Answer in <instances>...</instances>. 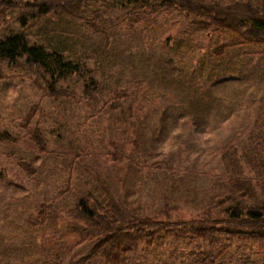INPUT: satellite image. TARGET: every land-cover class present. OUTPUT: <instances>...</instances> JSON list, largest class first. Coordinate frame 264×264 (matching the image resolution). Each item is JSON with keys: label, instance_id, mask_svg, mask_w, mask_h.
Returning <instances> with one entry per match:
<instances>
[{"label": "rangeland", "instance_id": "rangeland-1", "mask_svg": "<svg viewBox=\"0 0 264 264\" xmlns=\"http://www.w3.org/2000/svg\"><path fill=\"white\" fill-rule=\"evenodd\" d=\"M156 22L164 40L169 35V42L184 38L183 56L188 40L195 50L202 44L207 48L209 43L213 49L197 53L201 61L194 63L197 66L190 78L180 77L182 82L193 83L186 87L190 95L183 91L179 96L177 85L173 91L170 89L174 84L171 70L163 79L155 76L162 68L159 62L171 55L172 48L169 51L161 45L146 46L143 32L131 30L126 23L109 31V43L100 41L97 48L106 45L111 54L102 63L104 72L112 66L109 90L114 94L120 92L119 81L123 78L121 87L126 99L122 108L128 113L132 105L131 117H122L114 110L95 115V111L79 102V89L73 91V104L55 102L45 96L34 75L35 85L22 69L0 67V128H9V132L21 136L16 145H0V171L6 175L0 177V264H99L101 251L94 242L75 246L78 237L73 228L77 224L67 214L86 192L106 196V185L135 212L153 215L167 204L176 207L172 212L175 221L199 218L197 212L208 210L211 202L224 194L223 152L228 143L229 149L234 146L238 149L256 129V116L264 108V68L259 76L258 73L253 76L254 83L257 80L255 91L240 97L236 84L226 89V83L231 81L229 75L204 79L217 66L231 67L235 72L240 69L241 65L234 60V50L230 56L227 52L216 54L222 45L235 43L231 39L235 35L230 38L228 34H220L201 41L200 29L178 25L175 32L164 22ZM5 24L8 23H2L0 16V29ZM145 30L156 33L149 26ZM71 31L77 32L78 26ZM158 39L156 35L153 42ZM258 47L244 45L236 50L238 56H261ZM82 49L87 50L83 46ZM182 68L177 67L176 71ZM100 76L105 78L103 74ZM202 78L201 87L196 88L194 85ZM193 94L199 100L205 98L200 101L201 107L198 104L192 111L198 117L193 119L196 124L175 116L181 115L177 111L181 103L185 110L190 107L188 98ZM172 99L173 103H169ZM207 99L212 103L204 109ZM40 102L42 112L35 113L32 106ZM247 105L251 115H244ZM33 116V122L40 123L43 129L46 150L29 135L34 127L26 119ZM262 144L264 149V140ZM23 162L28 163L25 168ZM42 204H52L57 215L43 214ZM219 241L221 247L215 244ZM224 242V235L218 231L212 241L201 242L194 236L183 238L181 246L193 251L174 258L167 257L168 252L159 245L152 246L151 251L160 255L161 263L165 264H201L209 259H215L216 264L234 263L232 255L223 251ZM233 250L244 261L248 259L243 257L249 255L254 263L264 264L261 245L245 242Z\"/></svg>", "mask_w": 264, "mask_h": 264}, {"label": "trees", "instance_id": "trees-1", "mask_svg": "<svg viewBox=\"0 0 264 264\" xmlns=\"http://www.w3.org/2000/svg\"><path fill=\"white\" fill-rule=\"evenodd\" d=\"M0 16L2 23H8L0 29V67L5 65L12 71L20 68L31 80L34 75L42 86L40 88H44L45 96L55 102L73 104V91L81 90L79 102L84 103L88 110L95 111V115L114 110L119 111L122 117L133 116L132 105L129 104L128 113L122 108L126 99L125 90L121 87L123 78L119 81L120 92L114 94L109 90L112 66L104 72L102 63L111 56L110 52L105 49L106 45L97 48L100 41L109 43V31L123 27L125 23L131 30L143 32L146 46L161 45L169 51L172 48L171 55L159 62L162 68L155 76L163 79L171 70L174 84L170 89L173 91L177 85L179 96L183 91L187 92L189 84L193 85L180 79L190 78L196 68L193 64L199 59L191 55L213 48L208 41L207 48L202 44L195 50L188 40L187 53L183 56L184 38L169 42V35L164 40L156 20L164 22L175 32L178 25L200 29L201 41L227 32L235 35L234 46L222 47L216 54H224L233 48L234 59L241 67L234 72L237 81L227 82L225 86L226 89L234 87V84L239 86L240 97L255 91L257 80L254 83L253 76L256 73L259 76L264 68V0H0ZM74 26H78L75 33L71 31ZM148 26L155 28L156 33L145 30ZM156 35L159 39L153 42ZM244 45L259 46L258 55L261 56H238L236 49ZM105 52H108L107 56H104ZM92 61L94 63L90 64ZM177 67L183 68L177 72ZM227 68L219 66L211 74L216 78L221 72L225 74ZM32 83L35 85V81ZM202 83L203 78L194 86L201 87ZM249 83L251 86L242 89ZM194 94L188 98L191 110L186 111L181 103L177 110L181 115L176 117L186 121L187 118L197 119L192 111L201 105ZM178 102L181 101L178 99ZM169 103H173V99ZM211 103L207 99L203 107H210ZM249 106L244 108V115H251L247 112ZM32 107L35 113L42 112L41 102ZM260 110L256 116V129L247 135L241 146L229 149L231 144H227L222 157L225 192L220 199L217 196V200L211 202L208 210L197 212L199 218L175 221L172 212L177 208L169 204L153 215L135 212L117 199L106 185V196L86 192L69 209L67 215L77 224L73 228L78 237L75 246L94 242L96 249L101 251L99 264H165L161 263L160 255L151 251L152 246L164 247L167 257L174 258V255L193 251V248L181 246L183 238L194 236L201 242L212 241L220 231L226 244L222 245L223 251L235 259L229 264H256L249 255L243 257L248 261L240 259L237 253H233V248L245 242L264 247V108ZM167 116L172 117V114ZM33 118L26 119L27 124L34 127L29 135L42 150H46L43 129L40 123L33 122ZM130 125L134 126V123ZM20 137L9 132V128H0V145H16ZM26 165L28 163H22L24 168ZM2 167L6 166L2 164ZM1 176L5 178L6 175L0 171ZM41 209L43 214L57 215L52 204H42ZM221 242L215 243L216 246L221 247ZM202 263L216 264V261L209 259Z\"/></svg>", "mask_w": 264, "mask_h": 264}]
</instances>
